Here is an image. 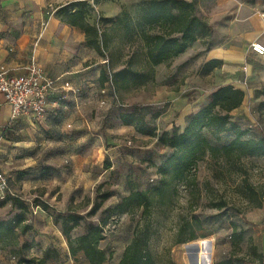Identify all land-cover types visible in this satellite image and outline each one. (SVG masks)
<instances>
[{
	"label": "rangeland",
	"instance_id": "obj_1",
	"mask_svg": "<svg viewBox=\"0 0 264 264\" xmlns=\"http://www.w3.org/2000/svg\"><path fill=\"white\" fill-rule=\"evenodd\" d=\"M76 1L89 5L86 18L105 33L103 58L108 70L114 73L124 67L136 51L138 55L130 59L133 68L141 71V41L136 31L140 9L147 0ZM188 1H193L195 14L206 22L210 34L192 43L181 63L170 60L161 66L158 82L140 86L136 78L126 88L114 91L109 83L101 88L97 85L92 92L98 99L86 105L84 118L56 116L53 125L38 132L40 136L7 132L21 142L10 158L0 156V172L8 187L0 189V264H18L30 258H44L42 264H88L82 252L74 256L69 253L58 215L69 210L86 214L107 193L98 211L86 218L95 224L99 220L105 223L100 247L112 255L103 264L118 262L137 221L150 231L153 264H167L169 260L176 264H215L222 260L264 264V156H246L223 166L204 158L196 166L195 186L173 181L160 198L152 195L159 183L156 167L170 150L161 148L156 138L138 133L134 125L133 133L129 128L120 130L121 115H128L135 106L134 117L129 116L132 124L141 125L142 116V123L159 133L172 127L181 129L188 111L203 106L188 96L176 105H184V109L170 111L172 103L166 93L177 92L184 78L193 85L191 88L205 90L201 95L206 89L225 84L242 89L243 102L230 113V119L246 130L245 137H264V56L250 49L254 40L264 43V0ZM115 19L119 20L112 25ZM212 48L223 49L233 60L221 61L218 67H198L195 56ZM155 99L162 103L148 104ZM204 134L218 145L234 136L230 130L217 134L205 130ZM95 154L97 160L93 161ZM102 161H108L110 167L105 169ZM132 188L147 190L154 197L150 216L140 218V211L110 212ZM6 195L19 197L23 204H12ZM232 223L242 229L238 241L230 236ZM24 224L30 228L22 232ZM84 226L80 221L70 236L81 234ZM190 231L195 232L193 239L177 242ZM201 231L209 235L202 237Z\"/></svg>",
	"mask_w": 264,
	"mask_h": 264
},
{
	"label": "trees",
	"instance_id": "obj_2",
	"mask_svg": "<svg viewBox=\"0 0 264 264\" xmlns=\"http://www.w3.org/2000/svg\"><path fill=\"white\" fill-rule=\"evenodd\" d=\"M88 9L89 5L83 1L70 2L59 7L56 15L61 22L78 28L84 35L86 46L103 58V51L107 48L105 33L100 31L95 23L88 21L86 18ZM106 20L108 21V19ZM118 20H113L112 25L116 24ZM137 27L136 34L141 41L139 49L143 69L138 71L132 66L133 57L138 55L135 51L130 57L132 59L129 58L121 69L114 73L108 68L106 71H101L100 82L106 80L113 91L119 87L126 88L132 79H139L136 85L140 86L153 81L156 65L172 60L189 48L198 38L210 34L209 26L195 14L193 1L188 0L145 1L140 9ZM221 63V60L212 59L204 65L218 67ZM243 99L244 92L239 87L232 84L218 86L210 93L209 100L205 105L186 117L185 124L181 129L172 127L171 130H163L160 133L155 127L142 123V116L139 119L141 125L130 122L129 116L134 117L138 108L136 106L128 115H121L124 124L134 125L138 133L156 138V142L161 148L170 150V153L156 167L159 183L153 188L152 195L163 198L166 188L170 187L173 181L195 186L196 166L204 158L223 166L229 162L240 161L246 156H264V137H245L246 130L241 129L230 119V112L238 108ZM157 115L158 113H155V116ZM205 130H211L215 134L230 130L233 131L234 136L226 144H212L205 136ZM96 160L97 155L95 154L93 161ZM100 164L105 169L110 167L108 161H102ZM152 195L147 190L132 188L128 195L122 197L110 212L134 214L140 211V218L148 217L151 215L155 202ZM6 196H10L12 204H23V201L15 195ZM107 196L109 193L104 194L99 202L95 201L86 214L69 210L58 215L69 253L74 256L77 252H82L88 264H103L112 255L110 251L106 252L104 248L100 247V242L105 238L103 232L105 223L99 220V223L95 224L91 220H86L87 217L98 211L102 200ZM27 206L29 205L27 204ZM80 221L85 224L83 232L71 237V230ZM229 227L231 228V238L240 240L242 229H237L234 223ZM29 228V225L24 224L21 226V231L24 232ZM200 235L205 237L209 233L201 231ZM150 236L148 228L140 226L137 221L133 228L132 238L124 247L116 264H153L149 249ZM194 236L195 232L190 231L187 237H181L177 242L191 240ZM33 262L42 264L44 258L37 261L30 258L26 261H19L18 264H32ZM167 264L176 263L169 260ZM215 264H229V262L222 260Z\"/></svg>",
	"mask_w": 264,
	"mask_h": 264
},
{
	"label": "crops",
	"instance_id": "obj_3",
	"mask_svg": "<svg viewBox=\"0 0 264 264\" xmlns=\"http://www.w3.org/2000/svg\"><path fill=\"white\" fill-rule=\"evenodd\" d=\"M74 1L76 0H0V70L10 75H20L24 73V67L28 62L34 59L44 74L54 81L53 94L65 93V99L61 104L55 105L53 98H50L43 119L22 116L15 122H10V107L0 94V156L7 154L6 156L10 158V155L15 154L17 144L21 142L20 138H14L13 134L7 136V132L16 134L23 132V136H40L38 132L46 130L47 125H53L56 116L64 114L72 119L82 115L84 118V115L87 116L86 105L98 99L92 90L97 85L101 88L108 83L99 80L100 72L106 71L107 68L105 60L86 46L84 35L78 28L61 22L56 15L59 7ZM189 49L190 47L171 61L181 63ZM233 58L221 48H212L199 53L194 60L199 67L212 59L225 61ZM161 66H165V63L154 67L153 82H158L162 78ZM65 83L68 84L67 88L64 86ZM189 84L190 82L183 78L177 92L166 93L172 103L171 112L184 109V105L178 108L176 105L188 96L197 98L195 102L200 101V105H205L210 93L216 88L206 89L207 92L201 95L205 90L199 87L191 88L193 85ZM53 94L51 96H54ZM152 103L162 102L155 99L148 104ZM197 110L188 112L190 114ZM119 125L121 131L129 128L132 129V133L134 132L133 125L120 121ZM30 143L28 140L29 146ZM262 250L264 256V234Z\"/></svg>",
	"mask_w": 264,
	"mask_h": 264
},
{
	"label": "built area",
	"instance_id": "obj_4",
	"mask_svg": "<svg viewBox=\"0 0 264 264\" xmlns=\"http://www.w3.org/2000/svg\"><path fill=\"white\" fill-rule=\"evenodd\" d=\"M250 49L255 55L264 56L262 42L252 41ZM64 86L67 88L68 84L65 83ZM54 91V81L44 74L41 66L34 59L28 62L24 67V73L20 75H10L0 70V94L10 107V122H15L22 116L43 119L51 97L55 105L61 104L65 99V93L53 94ZM0 189H8L6 179L1 172Z\"/></svg>",
	"mask_w": 264,
	"mask_h": 264
},
{
	"label": "water",
	"instance_id": "obj_5",
	"mask_svg": "<svg viewBox=\"0 0 264 264\" xmlns=\"http://www.w3.org/2000/svg\"><path fill=\"white\" fill-rule=\"evenodd\" d=\"M195 260H196V258L194 259V261H195ZM194 261H193V262H194Z\"/></svg>",
	"mask_w": 264,
	"mask_h": 264
}]
</instances>
